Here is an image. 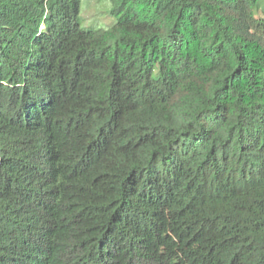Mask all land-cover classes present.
Returning a JSON list of instances; mask_svg holds the SVG:
<instances>
[{
  "label": "trees",
  "instance_id": "1",
  "mask_svg": "<svg viewBox=\"0 0 264 264\" xmlns=\"http://www.w3.org/2000/svg\"><path fill=\"white\" fill-rule=\"evenodd\" d=\"M264 0H0V264H264Z\"/></svg>",
  "mask_w": 264,
  "mask_h": 264
},
{
  "label": "rangeland",
  "instance_id": "2",
  "mask_svg": "<svg viewBox=\"0 0 264 264\" xmlns=\"http://www.w3.org/2000/svg\"><path fill=\"white\" fill-rule=\"evenodd\" d=\"M261 7L264 9V1L261 2ZM82 16L88 28L110 25V19L101 0H83Z\"/></svg>",
  "mask_w": 264,
  "mask_h": 264
}]
</instances>
